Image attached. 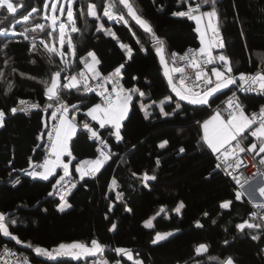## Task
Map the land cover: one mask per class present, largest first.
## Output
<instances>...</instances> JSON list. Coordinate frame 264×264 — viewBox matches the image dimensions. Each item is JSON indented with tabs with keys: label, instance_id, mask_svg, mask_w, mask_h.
Masks as SVG:
<instances>
[{
	"label": "trees",
	"instance_id": "obj_1",
	"mask_svg": "<svg viewBox=\"0 0 264 264\" xmlns=\"http://www.w3.org/2000/svg\"><path fill=\"white\" fill-rule=\"evenodd\" d=\"M198 1L130 0L138 14L150 22L157 36L164 41L165 55L169 60L175 50L201 46L200 35L195 31L196 22L172 14L187 6V2ZM14 2L18 3L19 0ZM44 2L23 0L24 7L19 8L15 18L11 15L7 17L0 11V21H3L0 30L8 28L9 32L8 35H0V109L7 113L5 126L0 128V211H4L10 220L17 221L10 225V231L23 241L17 243L0 233V252L4 245H9L30 255L35 262L80 264V261L68 257L50 260L36 256L34 248L27 245L51 249L63 242L80 240L90 243L91 239H97L107 246L104 256L110 260L115 256L122 259L124 264L133 262L117 256L113 251L117 247L132 250L138 258L145 260V264H195L196 261L200 264H219L220 260L229 256L238 264H264V253L261 251L264 249V237L254 241L249 233L256 234L255 230L245 229L241 232L236 227L244 220L252 219L250 212L253 204L246 197L240 201L234 200V182L223 173L210 175L212 156L197 146V126L191 117L206 119L212 109L205 107L203 111H197V106L182 102L181 111L166 117L160 113L159 105H153L148 118L140 109L142 101L160 102L169 95L174 100L178 98L167 83L151 35L127 16L123 5L118 4L117 8L125 13L129 21L127 26L103 17L104 0H76L73 8L76 26L80 29L72 33L76 56L70 57L71 67L62 73V77L79 71L83 63L78 58L86 56L89 51H94L102 61L100 70L105 75L119 63H125V87L139 88L145 92L144 97L133 100L130 119L125 122L126 142L116 146L115 140L100 130L102 136L113 145L114 156L96 178H86V184L85 181L77 183L68 197L72 208L63 213L57 208L59 197L48 195L54 178L44 181L26 175L25 170H30V161L39 163L43 156L44 148L37 147L41 143L38 137L48 130L44 123L50 126L51 121L43 111L47 98L41 81L48 80L57 66L63 68L64 64L58 56L51 57L41 45V40L50 42L45 32L30 31L28 38H25L10 31L16 19L27 14L32 7L41 9V12L34 14V18L44 22L39 20ZM92 3L97 4L100 20L87 15V6ZM82 7L84 12H81ZM207 9L208 6H204L203 10ZM217 9L225 44L223 49L216 50L217 53L230 58L236 75L239 72L254 74L260 71L264 68V0H217ZM100 23L112 29L121 43L131 46L132 59H128L115 39L104 31L96 30ZM33 26L30 20L21 26L15 25V32L20 33L24 27ZM33 36L36 37L37 51L32 50ZM66 49L69 50L68 47ZM50 59L52 63H49ZM9 85H12L11 91L8 90ZM235 90L236 87L232 86L231 90L218 93L217 103ZM237 92L248 111L264 105L262 94ZM65 98L80 106L78 121L86 119L84 113L89 106L100 102L95 93L75 90L71 94L66 93ZM24 99L41 107L31 109L29 113L18 110L12 114L10 109ZM173 110L174 104L165 103V111ZM82 131L78 130L71 141V149L76 157L71 162L72 174L77 180L79 176L75 166L82 160L96 159L99 155L97 143L88 139ZM164 140L168 144L161 149L159 144ZM180 147L186 151L180 153ZM132 172L137 175L132 176ZM144 172L156 175L157 179L145 186L141 179ZM112 178L118 181L116 189L111 187ZM16 179L21 183L15 184ZM82 184L85 186L81 187ZM117 193H123L122 200L116 199ZM228 200L233 201L231 209L220 208V204ZM181 201L185 207L177 213L175 208ZM129 207L132 209L127 213L130 228H125L122 220L126 215L125 209ZM161 208L164 211L155 217L153 228L144 225L133 227L134 223L144 222ZM256 222L259 223V219ZM112 223L117 224L115 231L110 230ZM164 231L176 232L154 244L155 233ZM202 243L208 246V253L197 256L195 249Z\"/></svg>",
	"mask_w": 264,
	"mask_h": 264
},
{
	"label": "snow or ice",
	"instance_id": "obj_2",
	"mask_svg": "<svg viewBox=\"0 0 264 264\" xmlns=\"http://www.w3.org/2000/svg\"><path fill=\"white\" fill-rule=\"evenodd\" d=\"M185 2L186 0H182V3ZM75 3L76 0H45L42 6V14L39 17V20L44 22H38L34 18V14L41 12V9L32 7L27 14L22 15V21L29 22L32 20L34 23L33 27H24L22 32L16 33L15 26H12L13 35H23L25 38H28L30 31L45 32L50 38V42L41 40V45L47 53L51 54V57L58 56L64 64L63 68L57 66V70L51 74L48 80L41 81L45 86L44 95L47 98L43 111L49 115V118L54 123L49 128L47 122H45L44 127L48 130L40 133L38 137L41 143L37 147L44 148L46 151V157L43 162L32 163L30 161L31 170H25L26 175L33 179L39 178L49 181L54 178V183L51 184L52 190L48 195L59 196L57 208L61 213L72 208L68 197L72 195L71 190L77 187V183L85 181L86 184V178H96L97 174L101 172V169L114 155L113 145L102 136L100 130H103L108 137L113 138L116 146L125 143V122L130 119L129 113L133 107V100L134 98L138 99L145 96V92L139 88L125 87V63H119L118 66L105 75L100 70L102 61L94 51H89L86 56L78 58L84 65L82 71L62 77V73L71 67L70 61L65 59V57L69 55L76 56L75 46L69 34V30L71 33L80 31L76 26V17L74 15L73 5ZM118 4L123 5V8L127 10V16H130L137 25L151 35L155 51L159 55L160 63L164 68V76L167 78L171 92L178 98L174 100L171 95L167 96L160 104V113L166 117L176 115L183 109L182 102L197 106V111H203L205 107L212 109L206 119L191 117L197 126V146L201 151H206L212 156L213 167L210 175L223 173L234 182V188L236 189L234 191V200L240 201L247 194L249 200L254 203V207L260 210L251 213L252 219L244 220L236 225L241 232H244L245 229L255 230L256 234L249 233L251 239L254 241L260 240L264 237V186H260L256 190L259 196V199H256L253 192L246 193L245 184L250 182L247 180L241 182L237 172L244 166L242 154L255 153L260 155L264 153V105H260L258 111L246 110V106L237 96V91L264 94V68L254 74L239 72L236 75L234 74L232 62L227 55L223 53L219 55L213 54L214 48L223 49L225 47L220 31V14L217 9V0H200L194 6L192 3L187 2L186 11L172 13L175 16L187 17L196 22L195 31L200 35L201 46L198 49H189L183 55L171 53L170 61L164 55V41L157 36L150 22L138 14L137 9L130 0H104L102 7L103 17H107L108 20L122 22L127 26L129 21L126 19L125 13L118 10ZM58 5L60 6L58 7ZM204 6H208L210 10H202ZM22 7H24L23 0H19L18 3L14 2V0H0V11L10 14L13 18L18 13V9ZM84 10L82 7L81 12H84ZM65 15L67 22L62 19ZM87 15L96 20L101 19L97 4L92 3L87 6ZM2 22L0 21V23ZM15 23H21V20H16ZM96 30L104 31L105 34L115 39L119 47L126 52L128 59H132L133 49L128 44L121 43L120 38L117 37L112 29L105 28L104 23H100ZM8 34V28L0 30V35ZM57 40L59 47H57ZM66 43L71 48V52L64 50ZM4 47L6 48L7 44ZM32 50L37 51L35 36L32 37ZM52 62L50 59L49 63ZM208 65L213 66L209 69ZM186 69H191L192 71L186 72ZM175 74H179V76L177 77ZM93 81L95 82L94 86ZM232 86H235L236 90L231 91V95L226 96V99L221 101L224 105V107H221V104L217 103V94L223 93L225 89L231 90ZM11 87L12 85L8 86L9 91H11ZM73 90L75 92L95 93L100 98L99 103H94L87 108L84 113L86 119L83 121L77 120V114L81 111L80 106L76 103H70L65 98V94H71ZM81 103H83V100H81ZM165 103L174 104V110L165 111ZM20 104L24 107L19 110L24 112L41 107L38 103H29L23 100L20 101ZM147 107L141 102L140 109L145 112V118L150 116ZM49 110H51L50 113ZM17 111L16 107L10 109L12 114ZM6 115L7 113L0 109V128L5 126ZM78 130H83V135L98 143L97 151L99 155L96 159L81 161L75 166V172L79 173L77 180L72 174L71 161L76 159V157L73 155L70 143L73 137H76ZM167 144L168 141L164 140L159 144V148L164 149ZM178 151L184 153L186 149L180 147ZM66 157L68 158L67 160L65 159ZM156 164L159 166V159H157ZM259 164L264 165V159H261ZM58 170L60 171L58 172ZM131 175L135 177L137 173L132 172ZM141 179L147 186L148 182L156 180L157 176L144 172ZM20 183L19 179L15 180V184ZM83 186L85 185L82 184L81 187ZM111 187L112 189L118 187L116 178H112ZM116 199L122 200L123 193H117ZM232 204V200L224 201L220 204V208L230 210ZM184 207L185 205L181 201L175 211L179 213ZM125 210L127 212L132 211L130 207ZM160 211L163 212L164 208H161ZM205 215L208 214L205 213ZM257 218H259V223L255 222ZM16 222L15 219L10 220L4 211H0V233L5 237H11L17 243H23L19 237L13 236L10 231V225ZM145 225L148 228H153V220L145 221ZM198 226L202 227L203 225L198 224ZM116 229L117 224L112 223L110 230L115 231ZM172 235L173 233L171 232L157 233L153 243H159ZM225 243H228V241H225ZM27 246L34 248L36 256L50 260L68 257L81 261L91 257L94 258L91 264H124L122 259H116L115 256L111 260L104 256L107 246L97 239H91L90 243L81 241L59 243L51 249L39 245L33 246L32 244ZM208 250V246L202 243L195 249V253L200 256L208 253ZM113 251L117 256L126 257L127 261H132L133 264H145V260L138 258L130 249L117 247ZM261 251L264 253V249ZM13 257L15 259H12ZM210 259L219 258L210 257ZM262 259H264V256H262ZM0 260L3 261V264H35L27 256L23 258L16 257V254L7 247L4 248L3 253H0ZM195 264H200V262L196 261ZM219 264H237V262L233 257L229 256L220 260Z\"/></svg>",
	"mask_w": 264,
	"mask_h": 264
},
{
	"label": "built area",
	"instance_id": "obj_3",
	"mask_svg": "<svg viewBox=\"0 0 264 264\" xmlns=\"http://www.w3.org/2000/svg\"><path fill=\"white\" fill-rule=\"evenodd\" d=\"M194 1H196V0H194ZM198 2H199V1H198ZM195 3H197V2H193V3H192L193 6L195 5ZM186 10H187V6L181 8L180 10H177V11H186ZM202 10H203V9H202ZM177 11H175V12H177ZM173 16H175V15H173ZM199 47H200V46H189V47H187L186 49H184L183 51L175 50V51H173L172 53H178V54H180V55H183V54H184L185 52H187L189 49H198ZM214 55H215V54H214ZM212 66H213V65H208L207 67L210 69ZM191 71H192L191 69H186V72H191ZM92 83H93V86H94V85H95V82L93 81ZM250 93H252V92H250ZM230 95H231V94H229L228 96H230ZM262 95H264V94H262ZM237 96H238V92H237ZM238 97H239V96H238ZM20 101H21V100H20ZM20 101L18 102V104H17V106H16V108H17L18 110H19L20 108L24 107L23 105L20 104ZM23 101H27V102H29V103H34V102H31V101H29V100H25V99H24ZM220 104H221V107H224L223 103H220ZM30 111H31V110H29L28 113H29ZM249 111H258V109H252V110H249ZM52 123H54V122H53V121H50V122H49V125H50L49 128L51 127ZM97 145H98V143H97ZM98 147H99V145H98ZM113 152H114V151H113ZM242 155H243V160H244V166H242V167L239 169V171L237 172V175H238L239 178L241 179V182H244L245 180L250 181L251 178H252L254 175H256V174H258V173H261L262 170L264 169V165H260V164H259V161H260L261 159H264V158L259 157V156H257V155L254 154V153H245V154H242ZM113 156H114V155H113ZM45 157H46V151H45V149H44L43 156H42V158H41V160H40L39 163H42ZM108 163H109V161H108ZM108 163H107V164H108ZM107 164H105V165H107ZM246 184H247V183H246ZM246 184H245V185H246ZM57 196H58V195H57ZM58 197H59V196H58ZM256 211H260V210L256 209V208L254 207V205H253L252 210H251V212H250V215H251L252 212H256ZM257 219H259V218H257ZM5 247L9 248L12 252H14V253L16 254V257L23 258V257L27 256V257L29 258V260L34 261L30 255L23 254V253H21L20 251L16 250L15 248H13V247H11V246H9V245H4V246H3V249L1 250L0 253H3ZM12 259H15V257H13ZM34 262H35V261H34ZM0 264H3V261H2V260H0ZM35 264H44V263H42V262H35Z\"/></svg>",
	"mask_w": 264,
	"mask_h": 264
},
{
	"label": "rangeland",
	"instance_id": "obj_4",
	"mask_svg": "<svg viewBox=\"0 0 264 264\" xmlns=\"http://www.w3.org/2000/svg\"><path fill=\"white\" fill-rule=\"evenodd\" d=\"M60 5H58V7H59ZM74 6V5H73ZM66 7V6H65ZM19 10V9H18ZM6 14V13H5ZM74 15H75V13H74ZM6 16L7 17H10V14H6ZM62 19H64L65 20V22H67V18H66V15H65V17H63ZM16 20H21V23H15L14 22V26L15 25H22L23 23H27V22H23L22 21V17H20V18H17ZM12 25V26H13ZM100 25V24H99ZM11 30H12V28H11ZM12 31H10V33H11ZM69 34L71 35V38H72V33L70 32V30H69ZM72 42H73V39H72ZM73 45H74V43H73ZM57 47H59V44H58V40H57ZM66 47H68L69 48V50H67L66 49ZM64 50L65 51H67V52H71V48L69 47V45L66 43L65 44V46H64ZM70 57H72V58H74L73 56H71V55H69V56H66L65 57V59H67V60H69L70 59ZM76 74V73H75ZM74 75V74H73ZM146 106H148L147 107V111L148 112H150V110H151V107L153 106V105H159L160 106V104H161V102H163V101H160V102H155V103H153V101H148V102H144V101H142ZM88 160V159H87ZM179 206V205H178ZM182 210V209H181ZM161 211H159V212H157V213H155L154 215H152L150 218H148V219H146L145 221H147V220H149V219H152L153 220V225H154V219H155V217L160 213ZM181 212V211H180ZM127 213H129V212H127L126 211V215H125V217H124V219L122 220V224H123V226L125 227V228H130V225H129V221H128V214ZM154 218V219H153ZM145 221L144 222H142V223H134L133 224V227H137V226H140V225H144V226H146L145 225ZM148 228V227H147ZM168 232H171V233H175L176 231H164V232H156L155 233V236H156V234L157 233H161V234H164V233H168ZM155 236H154V239H155ZM76 241H80V240H76ZM73 242V241H72ZM81 242H84V241H81ZM160 242H162V241H160ZM63 243H70V242H63ZM86 243V242H85ZM154 244H156V243H154ZM74 260V259H73ZM87 260H89V258L87 259ZM76 261V260H75ZM81 262V264H82V262H84L83 264H91V263H89V262H85V260H81L80 261Z\"/></svg>",
	"mask_w": 264,
	"mask_h": 264
},
{
	"label": "crops",
	"instance_id": "obj_5",
	"mask_svg": "<svg viewBox=\"0 0 264 264\" xmlns=\"http://www.w3.org/2000/svg\"><path fill=\"white\" fill-rule=\"evenodd\" d=\"M207 10H210V9H207ZM220 48H214L213 49V54H215V55H219V54H221V53H217V51L219 50ZM217 50V51H216ZM164 55H165V53H164ZM72 58V57H71ZM165 58L166 59H168L167 57H166V55H165ZM89 59H90V57H89ZM169 60V59H168ZM170 61V60H169ZM171 66V65H170ZM84 69V65H83V67L79 70V71H82ZM177 77L179 76V74H175ZM238 83H239V81H238ZM87 111V110H86ZM85 111V112H86ZM70 147H71V143H70ZM255 154V153H254ZM257 156H259V157H262V158H264V153H262V154H260V155H257ZM66 160L68 159L67 157L65 158ZM87 159H85V160H82V161H86ZM93 160V159H92ZM73 161V160H72ZM71 161V162H72ZM81 162V161H80ZM79 162V163H80ZM78 163V164H79ZM77 164V165H78ZM31 170V169H30ZM59 171V170H58ZM78 176H79V173H78ZM250 183H247L246 185H245V190H246V193L247 192H253L254 193V195H255V197H256V199H259V196H258V191H256V190H258V188L260 187V186H264V169L262 170V172L261 173H258V174H256V175H254L252 178H251V180L249 181ZM244 197H246L248 200H249V197H248V195L246 194ZM249 202L251 203V204H253L254 205V203L252 202V201H250L249 200ZM92 259H94V258H89V260H85V262H89V263H91V261H92ZM84 262H82V264H83ZM81 264V263H80Z\"/></svg>",
	"mask_w": 264,
	"mask_h": 264
},
{
	"label": "water",
	"instance_id": "obj_6",
	"mask_svg": "<svg viewBox=\"0 0 264 264\" xmlns=\"http://www.w3.org/2000/svg\"><path fill=\"white\" fill-rule=\"evenodd\" d=\"M256 222V221H255ZM238 264V263H237Z\"/></svg>",
	"mask_w": 264,
	"mask_h": 264
}]
</instances>
